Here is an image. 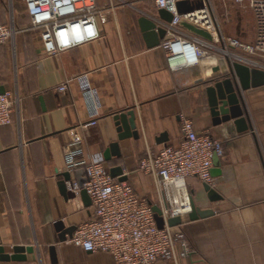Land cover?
Listing matches in <instances>:
<instances>
[{
	"label": "crops",
	"instance_id": "0c3cea01",
	"mask_svg": "<svg viewBox=\"0 0 264 264\" xmlns=\"http://www.w3.org/2000/svg\"><path fill=\"white\" fill-rule=\"evenodd\" d=\"M95 1L103 14L100 38L47 56L24 1L0 0V23L16 30L12 43L0 47V89L11 94L14 106L12 123L0 128V247L8 255L14 247L34 249L24 261L0 264H114L107 253H86L69 238L59 242L58 222L76 229L93 217L80 193L74 199L60 194L63 150L80 141L86 160L104 161V151L118 143L120 157L104 161L107 167H120L134 191L158 206L155 181L138 166L148 151L179 144L182 118L220 140L225 153L211 173L217 201L208 200L198 179L186 181L195 206L212 215L193 222L186 217L176 228L191 249L176 264H264V87L242 94L251 130L239 133L232 121L213 126L209 85L203 84L222 73L211 70L225 58L264 70V56L228 49L223 41L252 43L248 21L232 12L226 17L219 1L210 0L221 40L204 47L197 64L171 69L160 45L146 47L138 24L146 17L162 27L152 0ZM127 111L134 113L138 139L118 141L113 117ZM90 121L96 125L85 128ZM70 176L77 182L76 173Z\"/></svg>",
	"mask_w": 264,
	"mask_h": 264
},
{
	"label": "built area",
	"instance_id": "2783aa9c",
	"mask_svg": "<svg viewBox=\"0 0 264 264\" xmlns=\"http://www.w3.org/2000/svg\"><path fill=\"white\" fill-rule=\"evenodd\" d=\"M32 28L40 30L42 47L47 56L91 43L100 38L98 19L102 13L95 0H23ZM156 10H165L172 16L164 22L165 37L160 42L171 69L198 63L204 47L211 44L191 35L179 26L181 21L208 31L213 42H219L210 0H152ZM188 2L192 11L178 14L176 4ZM243 10L247 5L254 24V40L245 43L236 38H223L228 49L249 55L264 56V0H230ZM16 30L0 23V47L12 43ZM188 36V37H189ZM179 49V52L176 50ZM228 49L224 53L228 54ZM181 63L175 65L176 60ZM60 92L66 90L62 85ZM13 100L11 94H0V128L12 123ZM90 121L84 127H92ZM80 141L69 143L63 150L64 169L73 175L83 170L82 189L74 180L68 189L75 195L84 190L90 199L92 219L76 227L66 242L86 253L109 254L114 264H162L177 263L186 259L191 249L183 234L170 228L167 221L180 218L182 222L191 211L190 195L186 181L196 178L212 185V168L215 160L224 156L220 140L208 133H198L190 120L181 119L180 141L177 146L163 145L156 152L148 151L138 166L139 171L151 177L159 196V209L164 227L156 225L151 203L140 197L126 181L113 179L109 168L101 158L86 160Z\"/></svg>",
	"mask_w": 264,
	"mask_h": 264
},
{
	"label": "water",
	"instance_id": "95a60500",
	"mask_svg": "<svg viewBox=\"0 0 264 264\" xmlns=\"http://www.w3.org/2000/svg\"><path fill=\"white\" fill-rule=\"evenodd\" d=\"M176 9L178 14H185L193 10L192 6L186 1L178 2L176 4ZM158 17L166 23L172 20L171 14L165 10H159ZM138 24L146 47L153 48L159 46L160 41L164 39L165 30L158 27L155 21L146 17H141L138 20ZM179 26L192 36L200 38L210 44L213 43V38L208 31L185 21H181ZM220 69L222 71L221 74H219ZM211 73L219 75L208 78L203 84L209 85L205 92L213 126L232 121L239 133L251 130L249 119L245 113L242 94L250 89L264 87V70L250 68L225 58V62H223L220 67H214ZM3 93L4 90L0 89V94ZM113 118L117 126L118 141H123L128 138L138 139V134L135 130V116L133 111L116 114ZM165 141L166 136L161 135L158 142L164 143ZM111 157H120L118 143H112L104 151L103 159L106 163L110 162ZM75 173L77 175L78 186L82 189V185L85 182L83 170H78ZM109 174L113 179H117L120 182L127 180L120 167L110 168ZM60 177L61 180L58 183L60 194L66 199H74L75 194L68 189V184H71L72 181L70 174L65 172L62 173ZM203 187L210 202H215L219 199V196L211 186L204 184ZM80 195L88 205H91L90 199L84 190L80 191ZM151 206L156 225L159 229H162L164 227V221L161 217V211L158 206L152 204ZM190 208L191 211L188 213L187 218L191 222L212 215V212L209 210H200L197 208L193 202L192 196H190ZM181 224L182 220L180 218H172L167 221V225L170 228L179 227ZM55 228L59 232V242L61 243H64L67 238H71L75 231V227L63 229L60 222L55 225ZM49 252L51 257L54 258L55 248L51 247ZM24 254L33 255L34 249L32 247H14L12 249V254L8 255L5 254L4 249L0 247V259L3 261H24L26 259Z\"/></svg>",
	"mask_w": 264,
	"mask_h": 264
},
{
	"label": "rangeland",
	"instance_id": "374dc122",
	"mask_svg": "<svg viewBox=\"0 0 264 264\" xmlns=\"http://www.w3.org/2000/svg\"><path fill=\"white\" fill-rule=\"evenodd\" d=\"M218 1L220 5L222 6V11L224 15H226V17L230 18L231 17L230 12H232V14H236L240 18L248 21V27L250 28V30L254 31L253 18H252L251 12L249 11V8L247 7V5H245L246 7L243 10H241L238 6L233 5L232 3L228 2V0H218Z\"/></svg>",
	"mask_w": 264,
	"mask_h": 264
},
{
	"label": "bare ground",
	"instance_id": "6f19581e",
	"mask_svg": "<svg viewBox=\"0 0 264 264\" xmlns=\"http://www.w3.org/2000/svg\"><path fill=\"white\" fill-rule=\"evenodd\" d=\"M176 52H179V49H177ZM180 63H181V60L178 59V60H176L175 65L177 66Z\"/></svg>",
	"mask_w": 264,
	"mask_h": 264
}]
</instances>
